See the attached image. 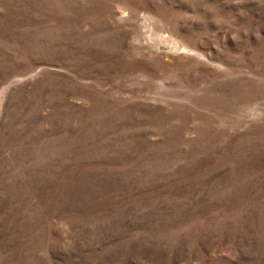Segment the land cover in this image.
Instances as JSON below:
<instances>
[{
    "label": "rangeland",
    "instance_id": "1",
    "mask_svg": "<svg viewBox=\"0 0 264 264\" xmlns=\"http://www.w3.org/2000/svg\"><path fill=\"white\" fill-rule=\"evenodd\" d=\"M0 264H264V0H0Z\"/></svg>",
    "mask_w": 264,
    "mask_h": 264
}]
</instances>
